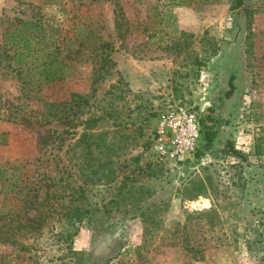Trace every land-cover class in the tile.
Returning a JSON list of instances; mask_svg holds the SVG:
<instances>
[{
  "label": "rangeland",
  "instance_id": "rangeland-1",
  "mask_svg": "<svg viewBox=\"0 0 264 264\" xmlns=\"http://www.w3.org/2000/svg\"><path fill=\"white\" fill-rule=\"evenodd\" d=\"M171 103L184 163L152 150ZM256 143L264 0H0V264H264Z\"/></svg>",
  "mask_w": 264,
  "mask_h": 264
},
{
  "label": "built area",
  "instance_id": "built-area-1",
  "mask_svg": "<svg viewBox=\"0 0 264 264\" xmlns=\"http://www.w3.org/2000/svg\"><path fill=\"white\" fill-rule=\"evenodd\" d=\"M201 131L195 110L171 103L158 117L152 138V150L160 159L184 163L193 158Z\"/></svg>",
  "mask_w": 264,
  "mask_h": 264
},
{
  "label": "trees",
  "instance_id": "trees-1",
  "mask_svg": "<svg viewBox=\"0 0 264 264\" xmlns=\"http://www.w3.org/2000/svg\"><path fill=\"white\" fill-rule=\"evenodd\" d=\"M22 25H24V28L21 29L19 31V34L17 33V37L19 36L18 39H14V37H11L10 40L12 41V46H14L15 48V53L13 55V59H14V62L16 64H19L21 65L23 63V60L26 58V57H29V58H32L33 55L31 54V50H32V47L30 45V40H33L34 38H31L29 36V33H23L25 28L29 25L28 23H23ZM34 26V24H33ZM6 43H9V41L7 42L5 40ZM232 90V88L230 89V91ZM230 93H228L227 95H229ZM204 135V138H205V142H206V145L207 147H210L211 144H212V141L214 139V132H211V133H207L205 132V134L203 133ZM229 153H231L232 155L236 156V157H240V153H238L236 150H234L233 147H230L229 149ZM264 152L262 150V147L259 143H256L255 144V154L257 156H260L262 155ZM201 154L199 151H197L195 153V157H199ZM6 171L3 170V168L0 167V180L4 177V173ZM40 222V220H39ZM30 228H32V226H29ZM75 234V232L73 233H67L66 236H65V242L66 243H71V237Z\"/></svg>",
  "mask_w": 264,
  "mask_h": 264
}]
</instances>
